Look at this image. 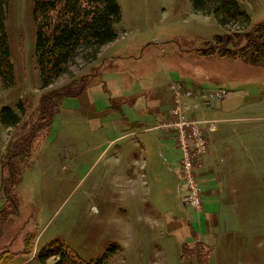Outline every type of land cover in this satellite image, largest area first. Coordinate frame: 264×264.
Returning a JSON list of instances; mask_svg holds the SVG:
<instances>
[{
    "label": "rangeland",
    "instance_id": "rangeland-1",
    "mask_svg": "<svg viewBox=\"0 0 264 264\" xmlns=\"http://www.w3.org/2000/svg\"><path fill=\"white\" fill-rule=\"evenodd\" d=\"M116 1V41L47 89L34 1H9L15 80L7 89L0 83V111L19 114L22 103L26 113L16 127L0 124V210L6 195L18 204L16 215L11 208L0 217V264H264V67L200 55L234 31L190 0ZM236 1L249 31L264 23V0ZM72 77H86L85 90L64 98L42 129L43 92ZM177 85L193 93L181 99L182 112L210 128L193 171L198 205L175 134L155 128L169 119ZM33 130L28 156L12 160L19 184L3 189L8 149Z\"/></svg>",
    "mask_w": 264,
    "mask_h": 264
},
{
    "label": "trees",
    "instance_id": "trees-1",
    "mask_svg": "<svg viewBox=\"0 0 264 264\" xmlns=\"http://www.w3.org/2000/svg\"><path fill=\"white\" fill-rule=\"evenodd\" d=\"M10 0H0V83L4 88L14 85V67L11 62L9 38L6 29ZM33 21L36 26L35 55L40 71L42 89H47L64 77L71 76V68L77 61L84 66L92 65L99 58L101 50L118 38L115 26L120 22V8L116 0H33ZM193 10L205 16H214L224 29L234 31L232 35L217 37L210 48L199 51L218 54L220 58L242 60L252 66L264 67V23L251 26L250 17L236 0H190ZM242 42H246L240 47ZM86 78V77H85ZM84 77L71 78L70 84L59 89L43 92L41 99L42 129L50 126L51 117L60 102L66 97H78L88 83ZM74 85L79 87L75 88ZM75 88V89H74ZM19 114L3 107L0 124L6 129L16 127L21 115L25 114L22 103ZM53 119V118H52ZM49 121V122H48ZM40 130V129H39ZM36 131L14 149H8L11 162L4 159L2 166V187L13 189L19 184L21 171L12 160L24 158L30 153V145ZM0 210V217L18 213V204L6 195ZM9 202V203H6ZM11 202V204H10ZM9 264V263H7ZM97 264H102L98 262ZM200 264H207L204 262Z\"/></svg>",
    "mask_w": 264,
    "mask_h": 264
},
{
    "label": "built area",
    "instance_id": "built-area-1",
    "mask_svg": "<svg viewBox=\"0 0 264 264\" xmlns=\"http://www.w3.org/2000/svg\"><path fill=\"white\" fill-rule=\"evenodd\" d=\"M224 92L212 93V99H221ZM172 102L173 108L170 117L162 126L155 127L156 130L163 131L165 129L171 130L175 134V142L181 154V167L183 169V179L187 184L190 197L193 205L200 204L198 198V188L195 182L194 168L199 157L203 156L206 149V128L207 122L204 120H197L193 117H188L182 112L181 99L191 98L192 94L186 90L182 85L175 86L173 92ZM213 126V123H209Z\"/></svg>",
    "mask_w": 264,
    "mask_h": 264
},
{
    "label": "crops",
    "instance_id": "crops-1",
    "mask_svg": "<svg viewBox=\"0 0 264 264\" xmlns=\"http://www.w3.org/2000/svg\"><path fill=\"white\" fill-rule=\"evenodd\" d=\"M164 117H166L165 115H163V117L162 118H164ZM161 118V119H162ZM167 119V118H166ZM165 158L163 159V161L165 162ZM213 160V159H212ZM144 168H146V164L144 165ZM168 169H169V171L172 173V174H176V172H175V170H174V168L173 167H171V166H168Z\"/></svg>",
    "mask_w": 264,
    "mask_h": 264
}]
</instances>
